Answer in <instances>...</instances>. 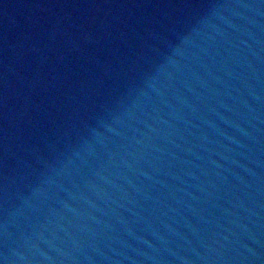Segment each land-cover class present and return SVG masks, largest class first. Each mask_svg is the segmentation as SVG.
Wrapping results in <instances>:
<instances>
[{
    "label": "water",
    "instance_id": "1",
    "mask_svg": "<svg viewBox=\"0 0 264 264\" xmlns=\"http://www.w3.org/2000/svg\"><path fill=\"white\" fill-rule=\"evenodd\" d=\"M0 264H264V0H0Z\"/></svg>",
    "mask_w": 264,
    "mask_h": 264
}]
</instances>
